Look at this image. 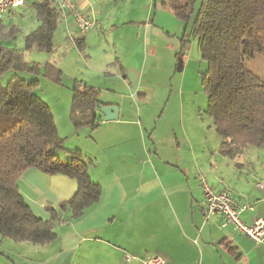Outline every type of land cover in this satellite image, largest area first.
<instances>
[{"label": "crops", "instance_id": "1", "mask_svg": "<svg viewBox=\"0 0 264 264\" xmlns=\"http://www.w3.org/2000/svg\"><path fill=\"white\" fill-rule=\"evenodd\" d=\"M37 1L29 0L2 20L3 33L15 31L17 38L23 31L29 35L37 30ZM122 1L75 0L96 23L93 30L81 33L74 18L52 0L60 18L50 54L65 52L58 67L48 64L45 75L64 73L63 64L75 57L73 64L85 73L78 71L71 81L80 79L99 92L102 104L117 106L119 119L105 122L102 117L98 129L75 131L74 145L64 143L89 161V175L102 189L100 200L81 218L58 224L57 239L50 244L3 240L0 264H140L151 256L167 264H264V243L256 245L232 228L222 229L220 217L205 219L199 180L205 176L216 192L254 204L253 211L242 214V220L253 225L264 219V189L257 187L264 182L261 149H253V157L244 162L221 153L222 139L214 123H205L190 106L191 57L186 56L184 71L177 73L181 47L160 26L125 22L138 30L135 42L141 36L144 47H108L97 28L109 26L112 8ZM109 27L111 32L117 29ZM95 41L98 47H91ZM196 58L199 63L201 55ZM145 76L150 77L146 82ZM143 90L136 99V92ZM18 186L34 215L43 220L50 219L47 206L58 208L78 188L74 180L50 177L38 169L26 171ZM127 255L138 260L127 263Z\"/></svg>", "mask_w": 264, "mask_h": 264}, {"label": "trees", "instance_id": "2", "mask_svg": "<svg viewBox=\"0 0 264 264\" xmlns=\"http://www.w3.org/2000/svg\"><path fill=\"white\" fill-rule=\"evenodd\" d=\"M170 0L164 6L179 20L189 23L203 62L202 87L208 99L206 115L213 119L222 139L221 153L232 159L248 148L264 150V82L248 70L245 60L264 57V0ZM34 10L41 26L25 38L24 51L5 47L16 33H3L0 21V255L3 240L45 246L57 239L58 224L77 220L101 198V186L89 175V161L81 151L64 148L53 113L36 94L38 80L15 76L3 86L8 72L41 75L38 63L26 62L24 52L54 50V34L60 14L52 0H38ZM186 39L176 55V72L182 73L187 56ZM62 85V73L45 75ZM99 92L81 82L73 88L71 121L74 127L98 129ZM64 155L68 160L61 158ZM29 169L47 176L76 181V193L58 208L46 207L49 220L34 215L21 195L19 180ZM67 216L64 218V216Z\"/></svg>", "mask_w": 264, "mask_h": 264}, {"label": "rangeland", "instance_id": "3", "mask_svg": "<svg viewBox=\"0 0 264 264\" xmlns=\"http://www.w3.org/2000/svg\"><path fill=\"white\" fill-rule=\"evenodd\" d=\"M115 1L118 2L119 0ZM169 1L170 0H123L119 6H115L112 8L111 12L113 15L111 16V19L106 20V23L109 26L115 25L117 27V29H115L114 31L119 30V32H111V27L104 24L102 27V31L101 29H99L100 27L97 28V34L100 38H106L109 44L108 47H121V50L122 47H144L141 41V36L139 37L140 39L135 42V40L137 39L138 30L132 28L133 26L129 27V25H124V23L138 22L136 27H141L144 23L146 24V22H154V24L163 28L165 32H168L171 40H177L179 43V47H183L182 41L183 39H186L184 47H187V56L191 57V77L193 79H195L196 77L195 83H193V79L191 78V85L190 80H188V84L190 85L189 90L191 91L194 98V103H190L192 104L190 106L194 107V110L199 113V116L205 123H214L213 120L211 118H208L205 113L208 106V99L206 94L204 93L201 80V72H206L208 69V65L206 62L202 61V58H200L199 60L200 64L196 62V57L201 55V53L198 47L197 40L191 35V30L196 13L195 15H193L189 23L183 22L176 18L169 8H166L164 6V4L168 3ZM200 4L201 0H196V11H198ZM26 35H28V33L23 31V33L18 35L15 40L8 42L2 41V43L5 47L24 51ZM122 36L123 38H121ZM118 37L119 40H117ZM91 47H98V41L92 43ZM153 47H157V42L154 41ZM109 50L111 53L114 49L111 48ZM70 51H72L71 57H74L75 49L72 48L70 49ZM64 52L65 49L59 50V52L57 51L54 54L38 51L24 52V60L26 62L40 64L41 75L36 76L30 73H16L14 71H11L3 76V78L1 79V83L3 84V86H6L15 76H18L28 82L38 80L40 82V86L37 89L36 94L40 96L43 101L49 106L51 112L54 115L59 134L64 139V143L68 141V145L73 146L74 142L78 140V138H75L73 132L81 130H77L71 121L73 88L76 83L81 82V80L78 79V81H71L70 78H72L74 75L77 76L80 71H83L84 73L85 71L81 68L78 70L77 65L75 66V64H73L74 62L72 61V59L75 60L74 57L70 60H67L63 64L65 71L64 73L62 72V85L54 84L45 76L48 64L58 67V64L62 62L60 61L61 54H64ZM245 65L248 70L252 71L259 79H261L262 82H264V57L255 55L252 58L246 59ZM187 78H189V74H187ZM149 79V76H145L143 78L144 82ZM143 92L144 90L137 91L136 99H138L139 95ZM64 148L66 150H70L65 145ZM253 149L255 148L246 149L243 155L240 156L241 160H239V162H244L245 159L253 157V154L251 152ZM259 153L264 156V150H261ZM63 160L66 161L68 159L64 158Z\"/></svg>", "mask_w": 264, "mask_h": 264}, {"label": "built area", "instance_id": "4", "mask_svg": "<svg viewBox=\"0 0 264 264\" xmlns=\"http://www.w3.org/2000/svg\"><path fill=\"white\" fill-rule=\"evenodd\" d=\"M29 0H0V21L4 20L11 12L21 9L27 5ZM59 9L65 14H70L81 33H87L96 26L78 7L75 0H55ZM200 183L204 194V216L205 219L220 217L222 219L221 228H232L233 231L242 234L256 243H264V219L257 220L253 225H248L242 220V214L253 211L254 204L247 201L241 203L229 192H216L205 176L200 177ZM259 189H264V182L257 184ZM138 260L136 257L127 255L125 261L132 263ZM140 264H167L158 256H151L140 260Z\"/></svg>", "mask_w": 264, "mask_h": 264}, {"label": "water", "instance_id": "5", "mask_svg": "<svg viewBox=\"0 0 264 264\" xmlns=\"http://www.w3.org/2000/svg\"><path fill=\"white\" fill-rule=\"evenodd\" d=\"M99 112L105 122L118 121L119 119V108L117 106H100Z\"/></svg>", "mask_w": 264, "mask_h": 264}]
</instances>
